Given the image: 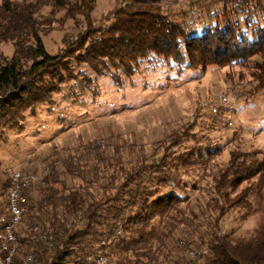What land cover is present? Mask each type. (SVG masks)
I'll use <instances>...</instances> for the list:
<instances>
[{
	"label": "trees",
	"instance_id": "1",
	"mask_svg": "<svg viewBox=\"0 0 264 264\" xmlns=\"http://www.w3.org/2000/svg\"><path fill=\"white\" fill-rule=\"evenodd\" d=\"M120 1L109 24L97 27V0H0V45L14 48L12 57L0 58V133L21 131L26 114L35 116L68 82L95 92L81 66L118 87L144 63L162 62L179 74L213 65H259L264 72V60H253L264 57V0H196L198 15L191 10L179 17L168 9L170 0ZM69 20L84 30L63 39L66 50L51 54L43 37ZM258 83L264 87V78ZM180 145L147 154L136 144L81 139L76 147L55 149L43 179L27 193L28 214L17 230L21 246L34 248L29 264H89L95 245L103 237L113 242L119 225L123 237L111 245L109 264H264V230L235 243L222 228L231 211L248 219L252 186L240 188L264 172V160L235 150L207 175L219 151L202 145L171 150ZM7 187L8 180L0 181V196ZM200 188L204 198L193 200L190 192ZM5 207L4 200L0 216ZM48 227L52 245L43 239ZM190 251L198 258L191 260Z\"/></svg>",
	"mask_w": 264,
	"mask_h": 264
},
{
	"label": "rangeland",
	"instance_id": "2",
	"mask_svg": "<svg viewBox=\"0 0 264 264\" xmlns=\"http://www.w3.org/2000/svg\"><path fill=\"white\" fill-rule=\"evenodd\" d=\"M170 1L174 4L168 9L177 17L196 12L199 6L196 0ZM121 4L120 0H97L94 24L107 26ZM48 11L43 10L45 14ZM83 30L82 23L69 20L65 25L56 24L43 42L51 54L61 53L66 50L63 39L72 41ZM13 54L11 44L0 45V58ZM253 60L261 63L264 57ZM163 64H142L136 75L123 77L121 87L88 67L77 68L92 77L95 92H83L78 83L68 82L50 104L37 108L35 116L26 114L21 131L0 133V181L6 182L13 171L43 176L46 159L55 149L76 147L81 139L85 143L136 144L147 154L152 148L161 152L162 146H173L175 141H181L171 149L177 154L193 146H213L219 152L209 163L207 175L225 165L235 150L251 155L250 159L264 160V87L258 83L264 72L258 70L259 65L185 68L179 74ZM250 185L252 211L248 219L235 210L223 221V234L235 243H247L264 230V172L240 189ZM200 187L207 188V183L201 182ZM203 189L190 192L193 200L204 198ZM4 200L3 194L0 205Z\"/></svg>",
	"mask_w": 264,
	"mask_h": 264
},
{
	"label": "built area",
	"instance_id": "3",
	"mask_svg": "<svg viewBox=\"0 0 264 264\" xmlns=\"http://www.w3.org/2000/svg\"><path fill=\"white\" fill-rule=\"evenodd\" d=\"M42 179V176L22 171H13L10 174L5 194L7 214L0 216V264H29L34 260V248L28 251L21 246L17 230L28 214L27 193L33 184ZM32 229L35 233L40 232L38 226ZM116 234V239L113 242H108L103 237L95 245L96 254L90 257L89 264H109L113 257V254H110L111 245L115 246L123 237L121 225L117 227ZM43 239L52 245L55 238L51 227L45 229ZM199 254L197 251H190L187 256L191 260H195Z\"/></svg>",
	"mask_w": 264,
	"mask_h": 264
}]
</instances>
